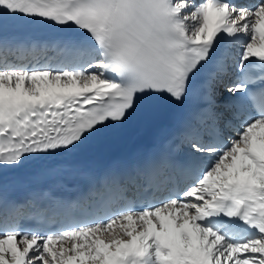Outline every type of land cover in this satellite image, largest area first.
Masks as SVG:
<instances>
[{
	"label": "snow or ice",
	"instance_id": "obj_1",
	"mask_svg": "<svg viewBox=\"0 0 264 264\" xmlns=\"http://www.w3.org/2000/svg\"><path fill=\"white\" fill-rule=\"evenodd\" d=\"M21 21L70 33L57 62L5 36ZM161 99L190 104L185 159L106 174L91 218L23 226L38 194L9 197L10 172ZM0 264H264V0H0Z\"/></svg>",
	"mask_w": 264,
	"mask_h": 264
},
{
	"label": "bare ground",
	"instance_id": "obj_2",
	"mask_svg": "<svg viewBox=\"0 0 264 264\" xmlns=\"http://www.w3.org/2000/svg\"><path fill=\"white\" fill-rule=\"evenodd\" d=\"M234 49H229V55L232 54ZM36 55L41 58V62H44L45 59H51L52 62H57L60 59V54H56L53 51H45V50H38L36 51ZM231 61L229 60L228 63ZM231 98L228 96L227 93H223V90H221V94L218 96V102L220 104L227 103ZM189 102L186 101L185 105L180 106V110L185 108V106ZM160 104V103H159ZM155 109V108H154ZM153 109V110H154ZM157 112L153 111L151 112L150 115H147V121L148 122H156L159 121L160 118H157ZM165 119V118H162ZM147 139H151L147 137ZM147 139L144 140V138L137 139L135 142L132 144L128 145V136L127 135H121L118 134V136L115 139H112L110 142V149H115L117 151H122L121 154H123V157L121 158L122 162H125V158L130 156L131 159L136 160L139 157L143 155V153H146L144 147L142 146V142L147 141ZM108 149V146L106 147V150ZM84 151L83 149H77V151L71 155L70 158L68 159H54L50 158V160L56 161V163H59L60 161L62 162L61 166L59 168L53 167V164L49 163L48 166H45L44 164L42 165H35V164H26L20 169L12 171L15 177L21 178V180L16 181V180H11L8 184L7 190L10 191H15V192H21L22 188H27L29 184L35 183V184H40L43 182L42 178L38 175L35 174H30L31 171H33L36 168L40 169H48L43 177V179L48 178L52 179L55 181H65V185H69L72 183L73 185H76L79 177H80V172H87V173H92L93 177H98L102 171L108 169L109 164L104 163V162H98L94 158L87 156L84 157L81 161H78L79 163L82 164H72L76 161L77 158V153H81ZM126 154V156H125ZM70 155V154H68ZM89 158L88 160H86ZM49 160V161H50ZM63 161H66L63 163ZM60 162V163H61ZM55 163V162H53ZM56 168V169H55ZM43 176V175H42ZM22 182L25 183V187L22 184Z\"/></svg>",
	"mask_w": 264,
	"mask_h": 264
}]
</instances>
